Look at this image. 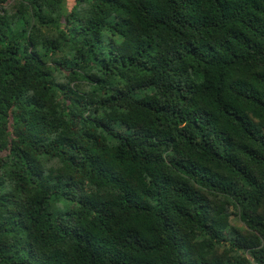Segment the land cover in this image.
<instances>
[{
	"label": "trees",
	"instance_id": "1",
	"mask_svg": "<svg viewBox=\"0 0 264 264\" xmlns=\"http://www.w3.org/2000/svg\"><path fill=\"white\" fill-rule=\"evenodd\" d=\"M0 264H264V0H0Z\"/></svg>",
	"mask_w": 264,
	"mask_h": 264
}]
</instances>
